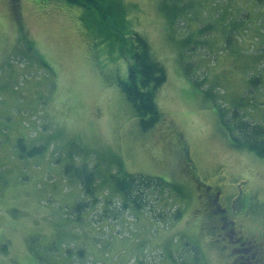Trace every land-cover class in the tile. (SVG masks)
Segmentation results:
<instances>
[{
  "label": "rangeland",
  "instance_id": "rangeland-1",
  "mask_svg": "<svg viewBox=\"0 0 264 264\" xmlns=\"http://www.w3.org/2000/svg\"><path fill=\"white\" fill-rule=\"evenodd\" d=\"M118 1L125 22L101 31L100 14L65 0H0V264L193 263L188 242L202 264L246 261L253 248L211 229L217 193L263 252L264 158L232 146L202 90L264 125V0ZM134 33L168 75L146 133L117 85ZM20 141L46 150L27 156ZM73 163L94 171L93 195L66 174ZM123 173L179 183L186 197L124 208L111 177Z\"/></svg>",
  "mask_w": 264,
  "mask_h": 264
},
{
  "label": "trees",
  "instance_id": "trees-1",
  "mask_svg": "<svg viewBox=\"0 0 264 264\" xmlns=\"http://www.w3.org/2000/svg\"><path fill=\"white\" fill-rule=\"evenodd\" d=\"M67 3L75 6H81L88 10H93L100 14L101 31H107V27H114L125 22V8L118 0H65ZM262 1V0H260ZM13 6L17 9L18 0H11ZM168 17L173 19L175 13L170 12L169 8H163ZM134 50L130 53V66L125 80L118 78L117 85L124 94L126 100L132 106L135 116L138 118L142 132H149L154 129L162 119V113L157 103L159 90L167 82V70L165 66L152 55L149 42L139 33H134ZM129 51V50H128ZM202 90V89H201ZM204 97L213 102L217 108L220 124L230 138L231 144L238 150H247L253 152L260 158H264V125L252 123L245 119L244 114L239 108L229 109L218 103L217 96L213 90H202ZM19 142L23 153L34 157L43 154L46 150L45 145L34 146L26 149V146ZM77 157L84 154H76ZM73 158V162L76 159ZM67 175H72L83 187L84 193L93 195L95 173L87 165H67L65 167ZM113 186L123 197L124 208L134 207L137 210H144L150 205L151 201H164L169 198L170 202L175 200H184L186 197L185 188L179 183L167 181L161 177L144 174L123 173L118 176L111 175ZM88 203L83 201L77 206V210L87 208ZM152 211V210H151ZM183 208H178L173 216L167 213V217L179 220L183 216ZM163 212L158 213L160 218H165ZM255 245L253 242H246L243 250L251 249ZM186 251L193 255V263L182 261L181 264H202L201 250L191 243H185ZM238 252V251H237ZM254 254L251 253V256ZM234 264H238L234 260Z\"/></svg>",
  "mask_w": 264,
  "mask_h": 264
},
{
  "label": "flooded vegetation",
  "instance_id": "flooded-vegetation-1",
  "mask_svg": "<svg viewBox=\"0 0 264 264\" xmlns=\"http://www.w3.org/2000/svg\"><path fill=\"white\" fill-rule=\"evenodd\" d=\"M211 200L208 202V217L211 220V225L213 232H220V235L224 236L225 240H228L231 243H236L238 246H235V249L237 251L248 253V250H243V247L245 246V241L242 242L243 238L241 237L240 233L236 227H235V221L230 218V213H232L233 216H236L238 213L239 207H234V211L230 210L228 207H224L222 203L220 202V193H217L216 196H213L212 194ZM237 204L238 201L236 200ZM234 205V204H233ZM227 228L231 229V234L228 233ZM253 248V256L251 260L247 259L245 261V257L241 255L239 259H237V256L235 260H237L238 264H264V251L261 252V249L259 245H255Z\"/></svg>",
  "mask_w": 264,
  "mask_h": 264
}]
</instances>
